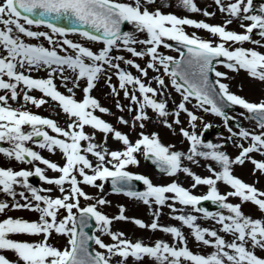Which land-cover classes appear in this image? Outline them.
I'll return each instance as SVG.
<instances>
[{
  "label": "snow or ice",
  "instance_id": "1",
  "mask_svg": "<svg viewBox=\"0 0 264 264\" xmlns=\"http://www.w3.org/2000/svg\"><path fill=\"white\" fill-rule=\"evenodd\" d=\"M155 3L156 0H0V92L3 93L0 94V143L8 145L0 147V155L10 161L33 166L31 170L0 166V194L6 197L0 200V214L16 210L39 214L35 221L12 216L0 219V264H128L129 258L142 261L145 257L154 264H264V258L256 253L257 249L264 250V219L253 218L242 211V205L250 202L264 213V190L233 174V166H242L246 161L254 166L253 175L257 172L264 174V160H256L251 155L258 153L264 157V99L249 102L232 93L229 85L221 82L228 79L227 75L216 71L215 66L219 63L232 72L244 70L250 78L264 82V53L255 48L236 47L230 50L226 47L229 42H248L264 48V0L258 7L256 0H214L219 12L227 17L223 24L215 26L181 18L174 13L164 14L160 8L150 10L149 6ZM169 6L164 4V7ZM177 7L190 13H202L205 17L215 16V12L200 9L194 0H177ZM53 20H64L71 26L60 27L51 22ZM233 21H239L242 33L227 30ZM124 24L131 25L135 32L122 30ZM33 25L46 26L50 32L33 31ZM185 25L206 30L213 37H218L220 42L214 44L195 33L189 36L184 31ZM85 28L88 30H81ZM69 33H78L87 41L102 44V47L94 51L83 43L69 39ZM135 33H146L147 38L139 39ZM253 34L260 39H253ZM57 36L62 39H56ZM24 38H43L51 47L29 43ZM165 41L176 42L187 50V54L181 51L180 59L161 54L158 51L160 47H172ZM134 45L145 47L137 51ZM114 51H126L132 57L149 59L146 67L142 68L133 59L113 55ZM121 62L134 68L139 75L122 68ZM149 69L153 72L163 69L162 75L152 78L157 87L151 86L152 80L145 82L142 79L148 76ZM40 70L47 72V78L30 75L32 71ZM210 73L216 77L214 81L210 80ZM113 75L119 82L118 88L111 82ZM165 76L182 97L173 111L168 109ZM57 77L67 94L57 89L54 83ZM101 77L105 78L113 96L119 97L123 92L124 99L129 101L127 111L134 113L131 124L123 116L117 117L120 125L135 129L138 124L143 130L144 122L150 119L146 110L151 109L163 118V126L171 130L173 125H181L180 116L186 114L191 130L180 127L179 133L188 143L187 151L174 150L175 145L163 144L156 132L145 134L140 131L133 142L128 134L97 116L96 112L112 115L110 109L91 95ZM81 81H86L82 89ZM76 89L82 91L81 100L76 99ZM33 90L58 104L69 119L66 128L60 127L53 119L13 108L9 103L10 100L18 102L22 99L25 104L30 103L36 108L48 103L44 98L30 95ZM193 100L194 108L222 117L226 126L235 117L225 113V106H239L245 110L240 115L255 121L259 131H250L239 124L238 131L227 128L230 133L227 139L239 149V154L233 158L222 150L223 144L203 139L204 132L211 125L204 124V131L197 133V121H201L202 117L186 107ZM115 107L119 112L125 111V105L118 99ZM170 116L171 122L168 120ZM25 126L31 130L26 132ZM86 126L94 132H86ZM45 129L56 135H50ZM95 132L103 134V142L96 141ZM109 135L123 146L122 149L112 150L107 146ZM34 138L39 139L34 141ZM237 140L241 142L237 143ZM29 142L53 155L59 150L63 165L44 158L40 152L27 146ZM137 153L150 158L160 173L169 177L183 173L190 177L192 189L207 186L206 194L195 195L175 180L166 185H154L149 177L127 171L129 165L138 164ZM89 155L95 158V163ZM201 159L214 162L218 169L208 163L205 166L210 175L202 177L183 164L187 160L199 165ZM46 170L58 175L49 177ZM33 176L44 184L55 186L59 195H52L53 188H38L30 184L29 178ZM108 180L113 192L148 206L152 222L145 224L140 219L125 216L123 205L119 206L118 215L108 217L98 211L99 206L110 203L103 197L96 198L95 203L86 207L80 206V198L86 201L94 199L81 185L102 192L104 183L98 184L97 181ZM133 181L142 182L145 190H133ZM218 182L229 186L231 191L221 194ZM17 188L23 190L17 191ZM169 193L173 195H166ZM230 197L239 198L240 203L228 202ZM169 200L171 203H168ZM204 201L216 204L228 214L199 207ZM177 203L202 214L203 219L213 220L220 226L219 233L229 234L231 239L226 240L217 230L201 227L197 223L200 217L184 214L183 208L175 207ZM164 206L171 210L173 215L170 218L188 228L198 244L214 250L207 255L194 253L180 228L160 225V209ZM61 210L66 213L62 218ZM129 219L139 228L169 234L173 243L161 239L151 244L142 240L133 242L123 232L111 230L113 221ZM93 220L96 231L110 236L112 243H105L95 233L89 235L85 232ZM53 233L66 237L67 246L61 249L52 245L49 238ZM17 235L42 239L27 241L11 238ZM89 242L104 251L91 250ZM6 251L14 253L16 260L6 258L2 254Z\"/></svg>",
  "mask_w": 264,
  "mask_h": 264
},
{
  "label": "rangeland",
  "instance_id": "2",
  "mask_svg": "<svg viewBox=\"0 0 264 264\" xmlns=\"http://www.w3.org/2000/svg\"><path fill=\"white\" fill-rule=\"evenodd\" d=\"M124 2H132V0H124ZM194 2L202 10L207 9V11H209V12H215V16L205 17L204 15H202V13L187 12L183 8L177 7V0H156V3L154 5H150L149 8H150V10H154L155 8H160V10L164 14L174 13L178 17H181V18L187 17V18L193 19L195 21H204V22H206L212 26L221 25V24H223L224 20L227 19V17H225L224 15H222L219 12L217 6L214 3V0H194ZM260 2L261 1L256 0V6L257 7H258ZM165 3H167L171 6L164 7ZM183 28H184V31L189 36H192V34L195 33L200 38L212 41L214 44L220 42L218 37H213L206 30L196 29L194 27L187 26V25L183 26ZM31 30L50 32V29H48L46 26H43V25H41L39 27L33 25V26H31ZM124 30L130 31V32H135V29L131 25H127V24L125 25ZM227 30L236 31L238 33L243 32V30L239 27V21H233L232 24L228 25ZM135 34H136L137 38H139V39H146L147 38L146 33H135ZM68 38L72 39L74 42L83 43V44H85V46L92 48L94 51H98L102 47V44H100L98 42L87 41L83 37H81L78 33H69ZM252 38L253 39H260L255 34H253ZM24 39L26 42H29V43L43 44L45 47H51L48 44V42L46 40H44L43 38H39L37 40H31L30 38H24ZM56 39H62V38L57 36ZM165 42L168 43L169 41H165ZM134 47H136L137 51H141V50H143V48L145 46L134 45ZM226 47H229L230 50L234 49L236 47H243L245 49L255 48L257 51L264 53V48H260L256 45H253V44L248 43V42H244L243 44H231V42H229V44H227ZM70 51L71 50H69V52ZM158 51L163 55L172 56L176 59L179 56V51L174 47H171L168 49L160 47L158 49ZM112 54L113 55H123V56H125L126 59H133L136 63L140 64V66L142 68L146 67L148 59H149L148 57H145L144 59H140L138 57H132L131 54L126 52V51H119V52L114 51ZM221 59H223V58H221ZM215 66H216V71H220V72L225 73L227 75L228 79H222L221 82L228 84L229 90L232 93H234V94H236L242 98H245L249 102H259L261 99H264V82H260L258 80L250 78L244 70H240L239 72H232L219 63H216ZM121 67L126 69L127 71H130L135 76L139 75V73L136 72V70L134 68H132L128 65H125L122 62H121ZM109 74H112V70H109ZM162 74H163V69H161L160 72H153L151 69H149L148 70V76L146 78L142 77V79H144L145 82H147L149 80H152V78L154 76L162 75ZM30 75L33 78H47V72L45 70L32 71L30 73ZM213 77H214V79H216V77L214 75H213ZM163 78L165 79V83L167 85V89L165 90V94L168 97V109H169V111H173L175 109V105L181 101L182 97L180 96L179 93H177L175 91L174 88H172L169 78L166 76ZM111 82L113 85H115L118 88L119 82H118L115 75L112 76ZM54 83L57 85V89L60 92H62L63 94H67L66 88H64L62 86L61 80L58 77L54 80ZM85 84H86V81H81V89L85 86ZM69 86H71V85L69 84ZM151 86L157 87L154 80H152ZM81 89L75 90L77 100H81L83 98V94H82ZM0 94H3V93L0 92ZM30 95L36 97L37 99L44 98L48 101V103L41 106L40 108H36L34 105H32L30 103L25 104V102L22 99L19 100L18 102L10 100L9 103L11 104V106L13 108H21L22 110H28V111L32 112L33 114L40 115L41 117H47V118L53 119L54 121H56L58 123V125L60 127L66 128V125L69 122V119L66 116V114H64L60 110V108L56 102L52 101L49 97H44L43 94L40 93L38 90H33L30 93ZM91 95L93 97H95L96 99H98L102 106L110 109V112L112 113V115L101 114L99 112H96L95 114L97 116H99L100 118L104 119L105 121L111 123L115 128H117L122 133L128 134L129 138L133 142L135 141V139L138 138V133L140 131H143L145 134H151L152 132H156L159 134V138L163 144L175 145L174 150H179V151H184V152L187 151L188 143H187V141L184 140V138L179 133L180 127H185V128H188L189 130H191L189 128V125L187 124L186 114L182 113L180 116L181 125H173V129L170 130V129L164 127L163 124L161 123L163 118L157 116L155 113L152 112L151 109H147L146 111H147V114L150 117V119L148 121L144 122L145 128L143 130H141L137 124L136 128L132 129L130 126L120 125L117 122V117L123 116L125 119L129 120V122L131 124L132 116L134 115V113H129L127 111V106L129 105V101L124 99L122 91L120 92L119 97L113 96L111 94V91L108 88L107 84L105 83V78L101 77L97 81L96 87L92 90ZM164 98L165 97H157V99H164ZM117 99L120 101L121 104L125 105V111L124 112H119L116 109L115 103H116ZM194 104H195V101L193 100L192 104H188V105H186V107H188V109L190 111H193L194 114H196L197 116L202 117L201 121H197V125H198L197 129H196L197 133L199 134L202 131H204V129H203L204 124L211 125V127L206 132H204L203 139L205 141L223 144L224 148L222 150L225 151L229 156H231L233 158L236 155H238L239 149H237L235 152H232L230 150V145L233 143L227 139L228 136L230 135L227 128L232 127L233 131H238V127L234 126L229 121H228V124L226 126L225 121L222 117H217V116L211 114L210 112L205 113L202 110L196 109L193 107ZM242 112H245V110L240 108L239 106H234L233 109H227V113L230 116L235 117V119L240 121V126H243L244 128H246L250 131H257L258 132L259 129L256 128L255 121L248 120V119L242 117L240 115V113H242ZM168 120H169V122H171L172 117L171 116L168 117ZM216 127H218V130L215 131ZM24 130L27 132V131H30L31 129L28 126H25ZM45 130H47L50 135H53V136L56 135L55 133H52L50 129H45ZM85 131L90 133V134L94 132L93 129H91L87 126L85 128ZM95 136H96L97 142H103L104 136L102 133L95 132ZM240 142L241 141L237 140V143H240ZM224 143H226V144H224ZM247 143H250V141ZM247 143H245V146H247ZM27 146L32 147L33 150L40 152V154L44 158L49 159L52 162H56V163L60 164L61 166L63 165L64 161L62 158V154L59 152V150H57L56 154L53 155V154L47 152L46 150L39 149L38 146L34 142H29ZM107 146L112 150H119V149H122V147H123L119 142L113 140L111 135H109V137L107 138ZM0 147H8V145L6 143H0ZM251 155L256 160H264V157L260 156L258 153H252ZM136 158L138 160V164L137 165H129L127 169L131 170V172H135L137 174L149 177L154 185H166L168 183H171L173 180H175L181 186L192 191V193L195 195H204L207 192V186H198L197 188L192 189L191 188V184L193 183L192 179L183 173H178L174 177H169L163 173L157 172L151 165H149L147 163V161L145 160V158L142 154L137 153ZM89 159L93 160V162L95 163V158L91 157V155H89ZM208 163H212V166L214 168L218 169V167H219L214 162L204 161L202 159L200 160L199 165L192 164L191 162H189L187 160L183 161L184 166L189 167L194 173H196L197 175H200L202 177H206V176L210 175V173L207 171V168L205 166ZM37 164H38V162H37ZM0 166H10L16 170H19L21 168L31 170L33 167L32 165L19 164V163H16L15 161H10L7 158L3 157L2 155H0ZM38 166H40L42 168L45 167L43 165H38ZM253 168H254V166L250 162L246 161L245 164L242 166L241 165H234L233 166V174L235 176L239 177L240 179H242L244 182H246L248 184H254L258 189L264 190V174L257 172L255 175H253ZM89 174H91V173L89 172ZM46 175H48L49 177H53V176H56L58 174L53 173L51 170H46ZM78 179H79V177H78ZM29 183L35 187H38V188L39 187L53 188L52 195H54V196L59 195V191H58V189H56L55 186L44 184L41 181H39V179L37 177H34V176L30 177ZM97 183L98 184L104 183V189L102 192L97 188H93V187L87 186V185H81L83 190L88 195L94 197V199L91 201H86L83 198H80V206L81 207H86V206H88V204L95 203L96 198L103 197L106 200H108L110 203L103 205V206H99L98 211L102 212L103 214L107 215L108 217L111 218V217H115L116 215H118L119 214V206L123 205L124 208L126 209V211L124 213L125 216H127L129 218L140 219L145 224H150L152 222L153 217L150 214V209L148 208V206L144 205L142 202H140L134 198H129V197L123 195L122 193L117 194V193L113 192L112 190H110L108 188L106 181L105 182L97 181ZM139 186H140V188L137 191H144L145 190V186L142 184V182H139ZM21 190H23V189L17 188V191H21ZM218 190L220 191L221 194H226L228 191H231L230 187L223 184L222 182H218ZM166 195L172 196L173 194L169 193ZM3 199H6V197L3 196V194H0V200H3ZM17 199H19V197H17ZM20 202L23 203V201H20ZM228 202L233 203V204H237V203H240V200H239V198L230 197ZM168 203H171V200H169ZM152 207H153V209H155L156 205L153 204ZM175 207L177 209L183 208L184 214H193V215H197L198 217H200L197 220V223L201 227H206V228H210L213 230H217L218 234L224 236V238L226 240L231 239L229 234L219 233V227L220 226L215 224V222L213 220L203 219L202 214L193 212L190 207H185V206H182L178 203L175 205ZM160 211H161V215H160L159 221H158L159 224L163 225V226H176V227L180 228L181 231L185 234V236L187 238L188 247L194 253H198L201 255H207V254H210L214 250L210 247L204 246L202 244H198L194 240V238H192V236L190 234V230L188 228L183 226L179 221L171 219L170 216L173 214L171 213V210L167 206L162 207L160 209ZM208 211H211V212H218L219 211V212H223L225 215L228 214L226 210L219 209V208H212V209H209ZM242 211L245 215H250L253 218L264 219V213H261L259 211V209L256 206H254L253 204H251L250 202L244 203L242 205ZM74 212H75V210H74ZM175 214H180V213H175ZM64 215H66V213L63 210H61L60 218H62ZM7 216H12L14 218L20 217V218H24V219L29 220V221H35V220H38V218H39L38 213H34L31 211H27V210H16V211H8V212H6V214H0V219L7 218ZM110 227H111V230L113 232H116V231L123 232L125 234V236L127 238L131 239L133 242H135L136 240H142L145 244H151V243H154L155 240L161 239V240L167 241L169 243H173L172 238L169 234H165L161 231H150L148 229L139 228L138 226H136L134 223L131 222V219H129L127 221H113V223L111 224ZM95 235L100 236V238L105 243H112L110 236L101 235V233L97 232L96 230H95ZM11 238L18 239V240H27V241H37V240L42 239V237H33V236H27V235H17V236H13ZM49 242L52 245H54L58 248H61V249H63L64 247L67 246V238L64 236H61V235H57L55 233H53L51 235V237L49 238ZM94 248H95V251H104L102 249H99V247L96 246L95 244H94ZM256 253H257V255L264 258V250L257 249ZM2 254H4L6 256V258H8L11 261L16 260L14 253H12L10 251L3 252ZM128 264H154V261L150 260L147 257H145L142 261H134L132 258H129Z\"/></svg>",
  "mask_w": 264,
  "mask_h": 264
},
{
  "label": "water",
  "instance_id": "3",
  "mask_svg": "<svg viewBox=\"0 0 264 264\" xmlns=\"http://www.w3.org/2000/svg\"><path fill=\"white\" fill-rule=\"evenodd\" d=\"M51 22H53V23H55L56 25H59V26H61V27H70L71 25H69V23L67 22V21H64V20H53V21H51ZM182 50L185 52V49L184 48H182ZM209 76H210V80H212L211 79V73L209 74ZM232 106H230V105H227V106H225V108H224V111H225V109L226 108H231ZM226 113V112H225ZM227 114V113H226ZM230 122L232 123V124H234V125H237V124H239V122L236 120V119H234V120H230ZM149 161H150V163H152V160L149 158L148 159ZM153 164V163H152ZM155 167H156V165L155 164H153ZM157 168V167H156ZM109 183H110V186L112 187V184H111V181L109 180ZM132 189H135L136 188V186H135V184H134V182H132ZM78 215V214H77ZM90 227H88V228H85V232L86 233H88L89 235H91L92 234V231H93V229H94V226H95V221L93 220V221H90ZM89 245H90V249L92 250V247H91V242H89Z\"/></svg>",
  "mask_w": 264,
  "mask_h": 264
},
{
  "label": "bare ground",
  "instance_id": "4",
  "mask_svg": "<svg viewBox=\"0 0 264 264\" xmlns=\"http://www.w3.org/2000/svg\"><path fill=\"white\" fill-rule=\"evenodd\" d=\"M224 144H226V143H224ZM237 149H238V148H236L233 144L230 145V150H231L232 152H235Z\"/></svg>",
  "mask_w": 264,
  "mask_h": 264
}]
</instances>
